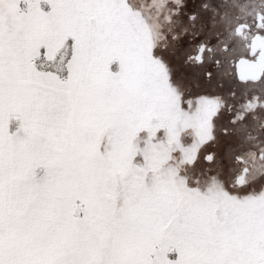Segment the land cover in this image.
Listing matches in <instances>:
<instances>
[{
    "label": "snow or ice",
    "instance_id": "1",
    "mask_svg": "<svg viewBox=\"0 0 264 264\" xmlns=\"http://www.w3.org/2000/svg\"><path fill=\"white\" fill-rule=\"evenodd\" d=\"M0 264H264V0H0Z\"/></svg>",
    "mask_w": 264,
    "mask_h": 264
}]
</instances>
